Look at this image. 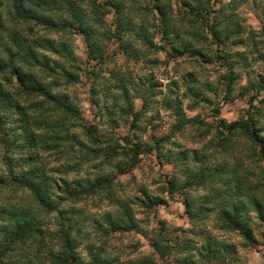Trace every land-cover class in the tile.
I'll return each mask as SVG.
<instances>
[{
	"label": "clouds",
	"instance_id": "1",
	"mask_svg": "<svg viewBox=\"0 0 264 264\" xmlns=\"http://www.w3.org/2000/svg\"><path fill=\"white\" fill-rule=\"evenodd\" d=\"M73 2L79 0H69ZM112 2L114 7L105 9L103 0H97L101 4L97 16L105 12L109 20L103 27L94 24L89 13L88 24L98 33L86 40L85 51L91 54L98 51V44H108L99 33L111 44L103 61L84 65L82 89L73 85L72 96L64 97L57 94L67 89L53 88L49 82L57 76L41 82L21 75L23 88L51 91L57 103L68 108L58 110V126L39 124L42 117L37 114L30 120L23 109L0 101V117L7 119L0 130V264H57L69 247L88 260L85 249L102 239L101 232L115 228L125 210L141 204L151 206V212H145L147 219L134 220L133 212L125 223L131 219L150 239L162 235L161 243L179 236L182 246L196 251L205 244L220 248L216 241L224 238L211 233L209 223L223 216L240 231L248 232L251 222L264 235V225L249 211L254 196L264 197V56L258 60L253 48L255 43L264 54V0H188L212 10L211 15L204 13L203 23L181 9L184 26L197 34L195 39L176 30L172 19L176 13L165 16L143 10H151L157 0ZM122 3L126 7L117 16ZM63 6L68 11V5ZM0 11L8 14L7 0ZM128 20L134 21L135 32L145 20L152 25L143 39L153 46L138 44L120 52L136 57L139 71L112 55L118 40L135 41ZM7 40L5 35L0 44V68L9 60V51L18 53L17 62L24 58ZM200 52L207 53L203 60ZM238 52L244 55H235ZM153 61L158 63L153 66ZM89 72H97L99 79L93 82ZM8 76L7 71L0 72V83ZM12 79L15 82V76ZM91 88L95 92L89 94ZM81 91L91 107H81L76 98ZM16 125L21 127L9 132ZM32 128L39 130L38 142ZM12 140L15 144L9 143ZM54 172L57 180L52 183L47 176ZM252 174L255 181L249 179ZM60 177L66 183L61 184ZM93 191L108 197L105 203L110 201L112 215H103V208L95 217L84 211L76 217L79 223L68 220L60 230L50 229V219L58 222L66 210L80 208L77 201L86 203ZM258 206L264 215V199ZM152 217L165 222L157 226ZM177 217L181 232L173 231ZM94 254L108 264L99 245ZM192 256L199 260L195 252ZM213 264H246V256L221 255Z\"/></svg>",
	"mask_w": 264,
	"mask_h": 264
},
{
	"label": "trees",
	"instance_id": "2",
	"mask_svg": "<svg viewBox=\"0 0 264 264\" xmlns=\"http://www.w3.org/2000/svg\"><path fill=\"white\" fill-rule=\"evenodd\" d=\"M5 0H0V8L4 7ZM8 4V14L5 15L3 11H0V44L4 42L5 35L8 36L7 43L15 46L19 52L23 53L24 58L17 62L18 53L8 52L9 60L4 61V67L0 68V72L7 71L9 76L7 79L0 83V101L4 104H11L15 107L23 109L24 115L27 116L30 120L33 117V113L42 117L41 120H37L39 124H50L51 127L58 126L60 123V118L57 114L58 110H63L68 112V108L64 105L58 104L55 97L51 91H39V90H29L23 88L20 84L21 75L25 77H32L43 82L45 79H48L50 75H55L58 79L50 80V84L53 88H66L67 90L57 95H62L64 97H71L73 94V85L79 83L81 65L77 55L74 52L73 43L74 37L76 35H82L84 38L85 47L87 48L86 40L91 39L94 34L98 33V28L94 27L92 24H88L89 13L91 12L94 24L99 27H103L105 24L109 23V20L105 19L107 13L97 12L101 7V4L97 3V0H79L78 3L73 2L69 4V0H7ZM63 5H68V11L65 10ZM102 7L105 9L113 8L112 0H103ZM126 5L123 3L117 11V16H119L123 11ZM181 9L186 10V14L193 16L195 19L206 23V17L204 13L211 15L212 10L206 9L202 5L199 7L193 6L188 2V0H157V3L152 7L151 10L144 8L145 12L154 11L157 15L163 14L168 15L169 11L176 13V16L172 19L176 20V30L178 32H183L186 35H191L193 39L196 38V33H190L188 28L185 25V19L181 16ZM217 11H222L218 9ZM218 19V17H217ZM113 23L116 22V18H112ZM127 23L132 25L130 31L136 27L134 21L128 20ZM152 26L150 21H143L138 27L140 28L139 32L133 31L135 35V41L121 42L117 41V49L123 51L126 47L133 48L139 45L147 44L149 47L153 46V42H150L143 37L147 34V29ZM91 29V31H89ZM105 39L108 40V44L101 47L97 45L98 51L89 54L86 51L87 59L89 61H95L104 59V51L111 44V39L103 33H99ZM215 40V37H213ZM190 43V42H189ZM242 44V42H239ZM236 42H234V45ZM253 48L257 52L258 60L264 56V54L259 53L258 46L254 43ZM161 51H163L161 49ZM219 51V49H218ZM206 52H200L199 58L203 60ZM243 56V54L239 55ZM125 59H134L136 57H128L124 55ZM183 58L182 55L178 56L177 59ZM217 60L221 59L220 56L216 57ZM153 66H155L158 61H153ZM15 65V66H13ZM59 70V71H57ZM19 73L20 75H17ZM92 74H97V72H92ZM15 76V82L12 77ZM63 81L62 84L60 81ZM95 88L90 89V93H94ZM78 99V97H76ZM53 106H55L56 111H54ZM79 109H77V114ZM7 123L6 117H0V130H2L3 125ZM21 126L16 125V129H9V132L18 130ZM33 137L36 138L37 142L39 141V130L32 128L30 129ZM53 139H57L53 137ZM9 143L15 144V140L10 141ZM48 151H52V148L49 147ZM43 155V153H41ZM47 179L52 183H55L57 180V174L54 172L52 175H48ZM60 183H66L63 177H60ZM249 179L255 181V174H252ZM75 182V181H74ZM256 183H259L256 181ZM27 187V186H25ZM59 191V188L57 189ZM29 192L34 194V189L28 188ZM21 198L24 197L23 192L17 193ZM97 197L100 201L104 199L108 200L107 196H101L100 191H93L88 195V198ZM264 199L261 196H254L253 202L249 206V211H254L256 219L260 223H264V215H261V208L258 206L260 201ZM88 200V199H87ZM84 202L83 199L77 201V203ZM139 202V198H137ZM110 206V201L107 204V207ZM140 209H144L146 212H151L150 205H140ZM134 212L133 219H137L138 210L127 209L123 213L122 218H117L118 223L115 228H111L110 231H103L99 228H93L96 232H101V236L108 238L113 235L120 233L132 234L136 233L139 230V225L134 224L131 219L125 220L130 213ZM81 212L77 208H71L65 211L63 216H59V221L57 222L54 217L52 222V230H60L61 226L67 223L68 220H74L76 223H79V220H76V217L79 216ZM103 215L110 216L112 213L108 210L103 212ZM232 215H235V209H233ZM94 215L93 217H95ZM220 222V230L237 233L242 237L247 243H250L254 240L255 236V227L252 223H249L248 232H243L237 229L236 225L228 219L227 216L218 217ZM251 220V218H250ZM96 221L94 220L93 224ZM159 224V223H158ZM252 233L249 236L248 233ZM264 237V235H263ZM161 236H157L151 239L152 249L154 255L158 259H164L171 255V250L173 246L171 242L161 243ZM217 244L222 245V247L217 248L213 247L210 244H205L201 246V257L206 260H218L221 255L227 257L235 255L237 253L236 246L229 244L227 242L216 241ZM100 245V244H99ZM104 245V244H103ZM97 248L96 244H90L85 251L88 254L89 259L85 260L80 253H74L72 247L68 248V252L65 254L66 258H60L57 264H69V261H72V264H103L94 254V250ZM101 246L100 251L103 252ZM91 249V250H90ZM205 252V254H204ZM104 253V252H103ZM140 264H155L153 254L142 256L138 258ZM109 263V260H108Z\"/></svg>",
	"mask_w": 264,
	"mask_h": 264
},
{
	"label": "rangeland",
	"instance_id": "3",
	"mask_svg": "<svg viewBox=\"0 0 264 264\" xmlns=\"http://www.w3.org/2000/svg\"><path fill=\"white\" fill-rule=\"evenodd\" d=\"M221 0H217V3H220ZM151 24V22H150ZM235 47V46H234ZM74 52L77 55L80 65H81V72H80V78L79 83L77 84L81 89L83 88V84L81 83V76L84 75V65L92 63L93 61H89L87 59L86 55V47L84 43V38L82 35H76L74 37V43H73ZM120 50L116 48V50H113L112 55L115 57L116 60L120 61L121 63L129 62V67L133 70L139 71L140 68L138 67V61H135L134 59H125L124 55H120ZM244 53L238 52L235 53V55L239 56ZM182 59V58H179ZM258 59V56H257ZM88 75L92 77L93 82L95 80L99 79V74H92V72H89ZM152 78L155 79V75H152ZM163 83V81H161ZM74 91V90H73ZM89 94L90 89H89ZM78 100L81 102V107L88 108L91 107L89 100L87 96L81 91L79 95H77ZM103 201H100L97 197L94 198H88L87 202H82L81 207L77 208L82 213L84 211H87L91 217L94 215L100 214L101 208H103V212L108 210L109 207H107L108 203H105L106 199ZM264 198V197H262ZM99 202V204L97 203ZM166 203V201H165ZM138 215L137 219L141 222L146 220L145 216V210L138 209ZM182 210V209H181ZM160 214L166 216L167 218H171L170 214L165 212V209L159 210ZM150 213V212H149ZM89 217H85V220H87ZM53 219H50L48 221V224L50 227H52ZM152 221H155L156 225H161L165 221L164 220H156V217H152ZM150 221V223L152 222ZM94 222V221H93ZM159 223V224H158ZM176 224L177 226L173 229L174 232H181L183 231L182 228V221L179 217L176 218ZM261 225H264V223H260ZM220 222L217 218L211 219L209 223V230L211 233L216 234L217 237H223L224 240H219V242H227L229 244H233L236 246L237 253L243 254L246 256V264H264V247L261 245V241L264 240L263 235L259 234L258 227H255V238L252 242L247 243L240 235L233 232H228L224 230H220ZM94 231V229H93ZM258 235H260V238H258ZM97 241L96 246L99 245L103 247L102 251L104 253H107L108 255V264H140L138 258H141L142 256H147L150 254H153L155 264H162V262H165L164 259H158L157 256L154 255L153 249H152V243L151 239L149 238L148 233L142 228L139 227L138 232L132 233V234H124L120 233L117 235H113L108 237L107 239H103ZM242 238V239H241ZM172 244L169 243L172 247L171 255H169L166 261V264H213L215 259L212 260H206L202 258L201 256V250L196 251L194 248H190L187 245L182 246L180 243L179 236H176L174 240L171 241ZM104 244V245H103ZM195 252V255L199 257V260H196L193 258L192 253ZM173 253H175L173 255ZM236 253V254H237ZM205 254V252H204ZM235 254V255H236Z\"/></svg>",
	"mask_w": 264,
	"mask_h": 264
}]
</instances>
